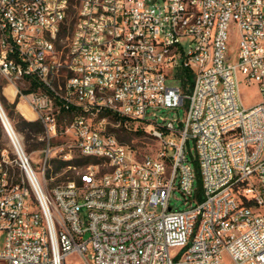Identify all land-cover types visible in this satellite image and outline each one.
I'll return each instance as SVG.
<instances>
[{
    "label": "built area",
    "instance_id": "built-area-1",
    "mask_svg": "<svg viewBox=\"0 0 264 264\" xmlns=\"http://www.w3.org/2000/svg\"><path fill=\"white\" fill-rule=\"evenodd\" d=\"M0 78L39 85L20 99L46 141L37 172L1 122L0 264H264V0H0ZM241 85L259 102L240 105ZM184 103L182 120L148 114ZM105 112L157 150L140 158ZM73 150L97 163L48 187Z\"/></svg>",
    "mask_w": 264,
    "mask_h": 264
},
{
    "label": "rangeland",
    "instance_id": "rangeland-1",
    "mask_svg": "<svg viewBox=\"0 0 264 264\" xmlns=\"http://www.w3.org/2000/svg\"><path fill=\"white\" fill-rule=\"evenodd\" d=\"M233 39H236L235 35H232V40ZM234 43H235V40L233 41V44L231 46V52L233 54L235 53ZM167 85L168 86H179V83L167 81ZM29 86L30 85L28 83V80H23V81H18L16 84V88L14 89L12 86L8 85V83L4 79L0 78V98L1 97L3 98L4 96L3 90H2L3 87H5L4 88L5 90H7L6 94L7 96H9V98H6L4 96L5 107H2L1 102H0V107L4 115L8 119L12 129L14 130L16 135L20 138L24 151L27 153L28 156H30L34 170L39 172L41 170V163L43 161L42 151L44 150L46 146L44 134L43 133L40 135L31 134L29 137H27L26 132H21L16 129V122L19 119H24V120L31 121V122H39L37 121V119H35L34 115L31 113L30 108L27 106L24 100L20 99L21 96H26V94H24V91L28 90ZM38 91L39 90H36L34 93ZM239 101H240V105L244 106L245 108H250L257 102H259V94L257 92L256 86L246 88L243 85H241ZM186 108L187 106L184 103L183 105L173 110L149 109L148 114L150 116V119L164 118L167 120H182L185 116ZM152 113L154 114L153 116H151ZM71 117L72 116L70 114H64L62 117L59 118L58 120L59 132H63V130L65 129V126H67L70 123ZM131 126L133 127V131H134V130H137L138 128L144 129L145 124L135 123V124H132ZM108 127L111 128V125H108ZM0 134H1L0 153L5 152L7 159L9 161H12L14 159V155L12 153L11 144L4 131L1 121H0ZM130 136L131 138L129 142H126V144L134 148L135 150H137L140 158L145 155L153 154L158 148L157 142L151 136H149V134L146 131L144 135H141V136L133 135V134ZM67 140H69V136L67 135L61 136L58 134L56 138L51 140V145L55 146ZM186 149L191 150L192 155L193 156L195 155L193 141L188 142ZM71 156H72V160L80 157L79 154L74 150L71 152ZM51 162H50V169H48L47 172H50L53 168ZM9 168L14 178H16L19 175V172L16 168L15 163L12 162L9 165ZM77 171L79 170L77 169ZM77 171L73 169H66L65 171L64 169L61 172L54 175L55 176L54 181H47L46 185L49 187L50 185H53L55 183H61L65 181L67 177L72 178V179H77V175H76ZM174 186L175 188H177V182ZM195 187H196V180H195ZM169 205L172 207L173 210L177 209V210L182 211L185 209L186 205L184 204L183 198L177 189L171 192V195L169 198Z\"/></svg>",
    "mask_w": 264,
    "mask_h": 264
},
{
    "label": "trees",
    "instance_id": "trees-1",
    "mask_svg": "<svg viewBox=\"0 0 264 264\" xmlns=\"http://www.w3.org/2000/svg\"><path fill=\"white\" fill-rule=\"evenodd\" d=\"M179 74L183 76V79L180 82L181 87L183 90L186 92L191 88V75L187 71H179ZM29 89L24 91V94H30L35 92L36 90L39 89V85L32 79L29 80ZM7 90L4 89V94L7 96ZM9 98V96H7ZM0 102L2 104V107H5V102H4V96L3 98H0ZM103 115L107 116L110 121L113 123H120V128L116 130V135L117 138L119 139L120 142L126 143L129 142L131 136L130 135H144L145 130L144 129H137L133 131V127L130 125L128 129L124 128V124L126 123V120L122 117H119L116 114L110 113V112H105ZM16 129L21 131V132H26V136L29 137L31 134L33 135H40L43 133V126L40 122H31L27 121L24 119H19L16 122ZM0 139H1V134H0ZM90 163H97L95 161H91L90 159L86 158H76L71 161H61V160H53L51 162L52 164V170L50 172H47L46 176L49 177V175H56L57 173L61 172L64 170L67 166H73V167H82ZM193 168L195 171V180H196V187H197V192L200 194L201 192V179H200V174H199V168L194 160L193 162Z\"/></svg>",
    "mask_w": 264,
    "mask_h": 264
},
{
    "label": "water",
    "instance_id": "water-1",
    "mask_svg": "<svg viewBox=\"0 0 264 264\" xmlns=\"http://www.w3.org/2000/svg\"><path fill=\"white\" fill-rule=\"evenodd\" d=\"M0 111H1V113H0V121L2 123H5L6 122V116L4 115V113H3L1 108H0Z\"/></svg>",
    "mask_w": 264,
    "mask_h": 264
},
{
    "label": "bare ground",
    "instance_id": "bare-ground-1",
    "mask_svg": "<svg viewBox=\"0 0 264 264\" xmlns=\"http://www.w3.org/2000/svg\"><path fill=\"white\" fill-rule=\"evenodd\" d=\"M1 108V107H0ZM0 113H1V111H0Z\"/></svg>",
    "mask_w": 264,
    "mask_h": 264
}]
</instances>
